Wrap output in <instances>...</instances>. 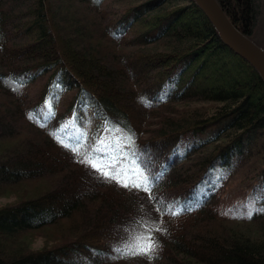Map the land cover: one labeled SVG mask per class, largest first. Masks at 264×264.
<instances>
[{
	"label": "trees",
	"instance_id": "trees-1",
	"mask_svg": "<svg viewBox=\"0 0 264 264\" xmlns=\"http://www.w3.org/2000/svg\"><path fill=\"white\" fill-rule=\"evenodd\" d=\"M115 1L0 0V198H15L0 206V264H150L113 248L157 227L151 264H264V214L222 215L264 187L258 69L194 0ZM217 1L264 48V0ZM129 132L164 169L149 192L77 162L93 144L127 155ZM197 191L176 217L156 204Z\"/></svg>",
	"mask_w": 264,
	"mask_h": 264
},
{
	"label": "snow or ice",
	"instance_id": "snow-or-ice-1",
	"mask_svg": "<svg viewBox=\"0 0 264 264\" xmlns=\"http://www.w3.org/2000/svg\"><path fill=\"white\" fill-rule=\"evenodd\" d=\"M53 98L58 99L54 96ZM51 107V105H49ZM31 118V114L29 116ZM74 132L75 129H65L63 135L69 136V144L80 145L81 139L77 136L69 135V132ZM56 135L55 133H53ZM56 139L62 144L67 150L72 151L75 155L77 153V147L68 148V144L63 143L61 135H56ZM128 148L132 149L127 155L123 154V150L120 155H110L108 152L99 150L94 144L87 147V152L94 157V159L89 160L87 157L78 160L77 162L85 164V166L90 167L99 178H103L105 182H113L117 184L118 187H123L126 190H143L146 192L154 189L159 180L164 174L163 167L158 173H153L151 170V159L147 154V151H140L133 148L135 145V134L129 132L128 134ZM101 145H104V141H100ZM106 164H98L97 161H105ZM128 165L127 168L124 165ZM101 168L106 169L101 171ZM141 177L143 184L137 183L134 180L129 182L125 177ZM123 181V182H121ZM257 193L248 199V201L237 208L229 209L222 213V215H228L229 212L232 214L234 219H248L251 220L254 215L264 214V205L257 207L259 201H264V187L257 190ZM206 192H196L194 193V198L185 201L183 203H176L175 201H164L163 198H155L156 204L162 209V215L168 214L174 217L183 214L184 212L193 211L195 207H198L201 200L205 198ZM137 225L140 229H144V224L142 221H137ZM166 229L155 228L151 231L137 232L136 230L129 231L127 238L119 242L114 246L113 251L116 253V257L120 259H133V258H145L150 264L156 258L157 250L159 248V243L155 239L153 232L166 233Z\"/></svg>",
	"mask_w": 264,
	"mask_h": 264
},
{
	"label": "water",
	"instance_id": "water-1",
	"mask_svg": "<svg viewBox=\"0 0 264 264\" xmlns=\"http://www.w3.org/2000/svg\"><path fill=\"white\" fill-rule=\"evenodd\" d=\"M211 22L217 27L219 36L234 51L247 58L258 69L264 80V48L255 43L233 25L217 0H194Z\"/></svg>",
	"mask_w": 264,
	"mask_h": 264
},
{
	"label": "rangeland",
	"instance_id": "rangeland-1",
	"mask_svg": "<svg viewBox=\"0 0 264 264\" xmlns=\"http://www.w3.org/2000/svg\"><path fill=\"white\" fill-rule=\"evenodd\" d=\"M122 1V0H121ZM120 0L115 1V3L112 5V7H120L122 6V2ZM66 98V97H65ZM65 103L62 104V107L64 106ZM65 107V106H64ZM180 108H184L183 106H181ZM15 200V198H0V206H4L6 205V203L8 202H13ZM233 208H237V207H233ZM41 243V242H40ZM40 243H37L36 246H39Z\"/></svg>",
	"mask_w": 264,
	"mask_h": 264
}]
</instances>
